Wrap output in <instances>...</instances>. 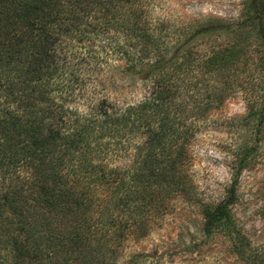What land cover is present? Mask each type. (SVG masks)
Returning <instances> with one entry per match:
<instances>
[{
    "label": "trees",
    "instance_id": "trees-1",
    "mask_svg": "<svg viewBox=\"0 0 264 264\" xmlns=\"http://www.w3.org/2000/svg\"><path fill=\"white\" fill-rule=\"evenodd\" d=\"M142 1L0 0V22H15L10 35L0 37V51L16 55L15 60L20 63L10 85L22 102H34L33 106L17 102L19 108L10 117L11 122L0 128L7 145L0 160V210L9 212L13 220L2 219L18 231L10 250L15 261L26 258L28 264H118L128 241L148 235L166 206L165 200L185 185L182 147L171 145L174 132L175 140L182 135L176 126H169L174 119L167 111V102L175 99L181 89L185 93L190 87L204 93L200 99L191 97L194 112L216 107L232 90L245 91L249 96L246 118L255 120L256 127L264 126V0L243 1L236 20L239 30L253 26L261 44H226L201 56L194 54L185 40L174 44L175 56L169 68L160 66L165 61L160 55L172 48L161 49L157 38L149 35L147 22L142 20ZM109 29L150 43L135 44L153 50L151 65L155 63L158 71L156 77L150 78L156 71L149 77L150 92L142 102L125 107L99 102L104 118H93L80 130H61L58 122L64 121L63 108L48 96L52 79L63 74L66 64L64 58L59 60L57 48L64 44L63 36L78 33L83 40L84 36ZM8 38V42H3ZM126 48L130 47L117 44L116 51L126 57L133 70L140 65L141 58ZM230 69L234 72L229 73ZM194 70H201L204 79L193 83L186 80L188 71ZM204 74L211 79H205ZM146 114L155 117L158 126L139 166L130 175L123 171L110 174V178L99 177L107 193L105 205L85 204V196L77 192L75 183L68 178L67 162L72 151L87 135L103 129L107 123L117 124L122 130L144 127L146 133L154 132L149 127L151 118L144 122L149 117H144ZM173 118L177 119L175 124L181 125L177 116ZM259 130L258 139L262 138ZM233 156L236 169L232 175L255 159L250 145L237 149ZM237 181L233 176L224 198L215 206L203 208L205 232L228 224V206L235 201Z\"/></svg>",
    "mask_w": 264,
    "mask_h": 264
},
{
    "label": "rangeland",
    "instance_id": "rangeland-1",
    "mask_svg": "<svg viewBox=\"0 0 264 264\" xmlns=\"http://www.w3.org/2000/svg\"><path fill=\"white\" fill-rule=\"evenodd\" d=\"M243 1L143 0L141 15L147 22L149 35L157 38L156 44H162L161 49L172 48L160 55L165 58L160 66L170 67L175 56L174 44L185 40L192 52L201 56L226 44H261L253 26L237 28ZM14 23V20L0 22V37L9 34ZM63 38L64 44H59L57 53L66 64L63 74L52 79L48 93L63 108L64 121L58 122L61 130H80L93 118L96 121L104 118L99 102L125 107L142 102L150 92L148 80L152 71H156L155 63L151 65L153 50L135 46L150 43L129 39L116 29L93 33L83 40L78 33ZM117 44H127L130 48L126 50L141 58L140 65L130 70L126 57L117 53ZM15 58L16 55L0 51V128L11 122L18 103L34 105L30 101L22 102L10 85L19 72L20 63ZM230 72L234 71L230 69ZM204 76L211 79L209 74ZM185 77L192 83L204 79L201 70L188 71ZM200 91L189 87L184 93L181 89L175 99L167 102L170 119H174V124L169 126H176L182 135L175 140L174 132L171 145L176 143L184 153L181 169L184 188L168 196L166 206L146 237L125 244L118 264H264V126L256 127L255 120L246 118L249 96L239 89L229 92L216 107L191 111V97L200 99L204 96ZM109 113L113 114V110ZM173 116L180 119L181 125L175 124L177 119ZM149 118L150 131L154 132L146 133L144 127L122 130L117 124L107 123L103 129L87 135L72 151L67 162L68 178L75 183L77 192L85 196L82 199L85 204L105 205L107 193L99 177L110 178V174L123 171L130 175L139 166L150 136L157 131L155 117L149 116L144 122ZM3 137L0 132V160L7 146ZM244 145L252 147L255 159L237 176L232 175L236 169L233 153ZM233 176L238 181L235 201L228 206L229 222L224 228L205 232L202 210L224 198ZM4 217L13 220L6 209L0 210V264H28L26 258L15 261L14 252L10 253L18 231Z\"/></svg>",
    "mask_w": 264,
    "mask_h": 264
}]
</instances>
